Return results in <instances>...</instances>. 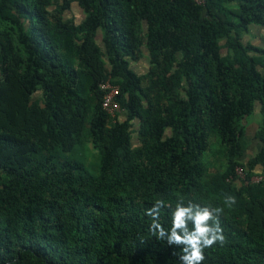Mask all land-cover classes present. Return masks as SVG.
Listing matches in <instances>:
<instances>
[{
	"label": "trees",
	"instance_id": "1",
	"mask_svg": "<svg viewBox=\"0 0 264 264\" xmlns=\"http://www.w3.org/2000/svg\"><path fill=\"white\" fill-rule=\"evenodd\" d=\"M253 28L264 29V0H0V264H179L145 213L181 197L225 208L226 243L203 264H264V185L249 182L264 175ZM108 79L115 124L101 107ZM255 110L260 148L247 156Z\"/></svg>",
	"mask_w": 264,
	"mask_h": 264
},
{
	"label": "clouds",
	"instance_id": "2",
	"mask_svg": "<svg viewBox=\"0 0 264 264\" xmlns=\"http://www.w3.org/2000/svg\"><path fill=\"white\" fill-rule=\"evenodd\" d=\"M236 203L234 195L224 197L223 204L228 208ZM166 207L172 209L168 229L160 223L161 210ZM224 211V207L202 206L193 200L185 202L181 197L174 208L166 204L164 199H157L145 214L151 217L149 232L157 240H165L169 246L180 248L179 264H203L205 249L226 243L221 224Z\"/></svg>",
	"mask_w": 264,
	"mask_h": 264
},
{
	"label": "rangeland",
	"instance_id": "3",
	"mask_svg": "<svg viewBox=\"0 0 264 264\" xmlns=\"http://www.w3.org/2000/svg\"><path fill=\"white\" fill-rule=\"evenodd\" d=\"M69 16L74 17L75 22H79L81 20V18H82L81 14L79 13V10L76 7H73V9L71 10V13H69ZM251 31H252V29H250L249 34L247 35L248 39H249V37H251ZM256 32L257 31H253V36H252L253 38L252 39L250 38L249 39L250 41L256 40V39H254L256 37ZM259 35L262 36V39L264 40V31H262ZM261 47L264 48V42H263V45ZM133 68L138 73L146 72V69H147V61H146V59H144V58L141 59L137 64H134ZM246 122H247V128H246L247 135H246V137H247V140H248V142H249V144L251 146L252 145V141L251 140H253L251 135H252V133L254 131L253 127H255V129H258V126H259V124L261 122V115L259 113V110H255L250 117L246 118ZM210 140H211V143H212V151L213 152L219 151L220 150V146H219V143L217 142V139L215 137H211ZM248 154H250V153H248ZM84 155H86V160H85L86 168L92 174L96 173L97 169L94 168V156H93V155H95V152H94V150L92 149L91 146L89 147V151L85 152L81 156H84ZM206 160H209V161L213 162V157L211 155L209 156V153H208L206 155V157H205V161Z\"/></svg>",
	"mask_w": 264,
	"mask_h": 264
},
{
	"label": "built area",
	"instance_id": "4",
	"mask_svg": "<svg viewBox=\"0 0 264 264\" xmlns=\"http://www.w3.org/2000/svg\"><path fill=\"white\" fill-rule=\"evenodd\" d=\"M197 3H202V0H195ZM99 89L103 93L101 107L102 110L109 116L112 123L120 121L123 110L120 108L119 103L116 101V97L119 94V89L117 86L113 85L108 79L99 85ZM246 171L243 167L237 166L234 169V178L237 181L246 180ZM249 182L254 185L262 184L264 185V175L256 174L249 178Z\"/></svg>",
	"mask_w": 264,
	"mask_h": 264
},
{
	"label": "crops",
	"instance_id": "5",
	"mask_svg": "<svg viewBox=\"0 0 264 264\" xmlns=\"http://www.w3.org/2000/svg\"><path fill=\"white\" fill-rule=\"evenodd\" d=\"M253 31H257V32H256V37L254 38L256 40H252V42L254 44L263 45L264 40L262 39V36H260L259 34L262 31H264V29L263 28H253L252 31H251V37H249V39L253 38L252 37L253 36ZM246 39L248 40V37H246ZM253 128H254V131H253V133L251 135L252 138H253V140H251L252 141V145L251 146H250V144H249V142L247 140V137H246V140L248 142V149H247V153H246L247 156H252L260 148V143L258 142V140L254 139V135H255V132H256L257 129H255V127H253ZM246 135H247V133H246ZM248 153H250V154H248Z\"/></svg>",
	"mask_w": 264,
	"mask_h": 264
}]
</instances>
